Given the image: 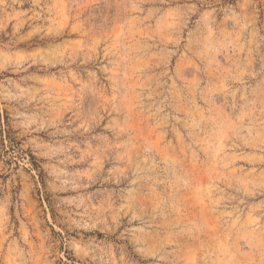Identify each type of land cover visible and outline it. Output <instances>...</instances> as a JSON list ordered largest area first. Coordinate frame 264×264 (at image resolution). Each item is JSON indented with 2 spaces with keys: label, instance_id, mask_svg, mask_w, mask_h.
<instances>
[{
  "label": "rangeland",
  "instance_id": "1",
  "mask_svg": "<svg viewBox=\"0 0 264 264\" xmlns=\"http://www.w3.org/2000/svg\"><path fill=\"white\" fill-rule=\"evenodd\" d=\"M0 264H264V0H0Z\"/></svg>",
  "mask_w": 264,
  "mask_h": 264
}]
</instances>
